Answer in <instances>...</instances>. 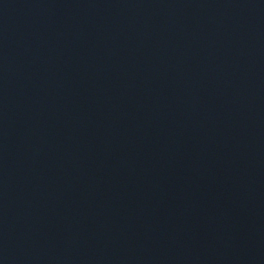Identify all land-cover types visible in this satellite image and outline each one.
I'll return each mask as SVG.
<instances>
[{
	"label": "water",
	"instance_id": "95a60500",
	"mask_svg": "<svg viewBox=\"0 0 264 264\" xmlns=\"http://www.w3.org/2000/svg\"><path fill=\"white\" fill-rule=\"evenodd\" d=\"M195 165L250 264H264V0H130Z\"/></svg>",
	"mask_w": 264,
	"mask_h": 264
}]
</instances>
